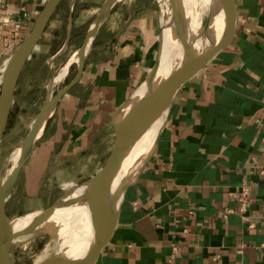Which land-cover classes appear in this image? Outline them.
Segmentation results:
<instances>
[{"label": "crops", "instance_id": "1", "mask_svg": "<svg viewBox=\"0 0 264 264\" xmlns=\"http://www.w3.org/2000/svg\"><path fill=\"white\" fill-rule=\"evenodd\" d=\"M32 1L0 0V16L10 19L0 20V89L26 28L23 5ZM73 1L68 21L83 0ZM235 3L231 41L174 95L144 166L126 177L116 227L94 264H264V0ZM154 6L119 0L101 24L80 81L37 143L47 171L74 163L58 174L78 176L87 161H102L91 177L108 158L112 115L155 60ZM243 184L250 189L244 215Z\"/></svg>", "mask_w": 264, "mask_h": 264}, {"label": "water", "instance_id": "2", "mask_svg": "<svg viewBox=\"0 0 264 264\" xmlns=\"http://www.w3.org/2000/svg\"><path fill=\"white\" fill-rule=\"evenodd\" d=\"M62 1L63 0H46L44 2L42 8L34 18L31 28L18 43L3 69L0 89V145L14 104L20 76ZM118 1L119 0L103 1L99 10L91 20L84 40L77 50L79 61L73 77L56 92H54L53 86L51 94H49V88L54 77L52 73L46 97L21 142L23 149L17 162L12 167L10 174L5 180H3L5 170H0V264H15L14 247L16 239L20 236L43 229L50 219H52L56 210L63 208L66 199L82 186L85 187V194L96 191L97 195L96 209L89 212L91 225L95 228L90 246L86 252L78 256H68L61 252H57L33 264H94L100 251L107 243L116 227L123 194L128 185V183H119V185L115 187L114 184L120 169L124 148L137 139L164 108L168 110L180 86L192 78L199 70L204 68L219 51L227 46L235 32V0H218L223 19L222 33L217 40H214L209 46L200 50V47L197 45L198 39L191 38L182 26L183 10L179 0H168L171 7V18L180 33L186 59L173 68L156 86H152L151 84L150 87L145 90L146 92L139 97L136 94L140 86L143 82L150 81L158 70L161 51L160 45L157 49L153 66L144 81L112 115L111 124L114 132V143L103 165L94 175L67 189L61 197L47 208L35 210L39 213L28 226L15 228L13 226V221L28 213L9 216L6 210V202L16 185L20 172L33 154L38 141L42 137L54 107L62 97L80 81L86 59L92 49L98 30L107 16L110 15ZM73 3L74 1L71 3V10ZM213 21L211 15L206 17L199 38L208 34L212 35ZM71 27L72 16L69 17L64 43L51 57L50 62L56 57H59L66 49L70 40ZM161 128L152 147L144 157L141 168L144 166L150 152L158 142Z\"/></svg>", "mask_w": 264, "mask_h": 264}, {"label": "rangeland", "instance_id": "3", "mask_svg": "<svg viewBox=\"0 0 264 264\" xmlns=\"http://www.w3.org/2000/svg\"><path fill=\"white\" fill-rule=\"evenodd\" d=\"M45 1L46 0H33L27 4V7L25 4L23 5L24 10L22 13H25V15L20 16V20L22 23H25L26 28L19 36V39H17L15 45H18L21 39L27 34L33 24L34 18L42 8ZM83 1L77 4V7L74 6L79 9V16L74 19L72 18L70 40L64 52L50 62L51 57L64 43L68 27L69 8L71 9V3L73 0H63L60 3L42 38L40 39L37 48L34 50L26 63L17 85L11 115L0 145L1 171L8 168L11 154L23 141L24 136L38 113L42 102L46 97L52 73L54 75L61 73L64 65L68 61L70 62L71 57L77 52L78 48L82 44L89 24L104 0H91L86 4ZM33 3H35L34 6L32 5ZM73 5L74 4H72V7ZM87 5L88 7H86ZM154 7L155 8L152 13L153 15L156 14L153 19L156 20L157 28V42L153 47V53L155 55L157 48L162 44L164 34L163 30L167 27L170 21H172V18L171 7L168 0H155ZM208 12L209 11L206 10L204 14H202L198 21V26L192 31L194 38H198L202 25L208 16ZM168 20L170 21L168 22ZM176 32L178 43H176L177 45L175 44L176 46L173 47L174 49L172 48L168 52L169 54H166L161 65V76H165L173 68H175L177 66L176 64L183 57L184 46L181 43L182 39H180L181 36L179 31L176 30ZM204 46L205 45H202L200 49L204 48ZM76 66L77 63L74 61L69 63L67 74L54 85V92H56L62 85L72 78L76 71ZM159 125H157L154 130L150 129L151 131H148V135H145L146 133L141 134L144 136H140L141 140L144 138L141 145L143 148L147 147L148 143L146 142H148L152 134H156ZM37 147L38 148L34 156H31L28 159L27 163L20 172L16 185L6 202V210L9 216L25 214L35 210L47 208L74 184H79L88 179L89 174L95 172L102 162L100 160L87 161L85 173L83 172L78 176L66 173L59 175L58 172L60 169L61 171L68 172L72 169L71 166L74 163H67L66 166L68 167L64 169L60 167L57 168L54 165L47 171L46 166L50 161L40 159L41 153L45 151L44 148H42L43 142H39ZM145 156L146 154L143 155V157ZM56 171L57 175L55 174ZM72 221L73 220H64L63 222L57 221L49 224L48 229L51 230L52 233L46 231L45 229H40L39 231L18 237L15 241L14 247L15 264L38 263L47 256L59 252L65 245L66 250L74 247V243H72V241L79 243L82 248L80 250H83L92 240L94 234L92 231L85 234V231L82 230L81 227L73 232L71 225ZM76 252H78V250Z\"/></svg>", "mask_w": 264, "mask_h": 264}, {"label": "bare ground", "instance_id": "4", "mask_svg": "<svg viewBox=\"0 0 264 264\" xmlns=\"http://www.w3.org/2000/svg\"><path fill=\"white\" fill-rule=\"evenodd\" d=\"M160 1H164V0H160ZM179 2L181 4L182 10H183L182 11L183 12L182 26L184 27V29L187 31L188 35L191 38H194L192 35V31L198 26V21L201 18L202 14H204V12L206 10L209 11L208 15H211L212 19L214 20L213 21L212 35L208 34V35H206L204 37H200V38H199L200 35L198 36V38H197L198 44L197 45L200 48L202 47V45H205L204 48L209 46L214 40H217L220 37V35L222 33V28H223V24H222L223 19H222L221 11L219 9L220 5L218 3V0H179ZM169 21L170 20H168V22ZM176 30L178 31L173 20L170 21V23L167 25V27H165V29L163 30L164 34H163V38H162L161 51H160V56H159L160 57V63H159L158 70L150 81H145L140 86V88L138 89L137 94H136L139 97H141L146 92L145 90L148 87H150L151 84H152V86H156L157 83L160 82V79H163L164 77H166L167 74L165 76H161L162 75L161 65H162V62L164 61L166 54L173 47H175L177 45L176 43H178V37L176 36L177 35ZM178 36H179V34H178ZM204 48H202V49H204ZM202 49H200V50H202ZM185 59H186V57L183 53V57L180 59V61L176 65L182 63ZM71 61H75L76 63H78L79 55L77 54V52L71 57L70 62L68 61L64 65V68L61 70V73L54 75L52 82H51V85H50V88H49L50 89L49 94H51L53 86L67 74L68 66H69V63H71ZM166 112H167V108H164L154 118V120L146 128V130L143 132V134L146 133L145 135H148L147 133L150 129L154 130L157 127V125L161 124L163 119L165 118ZM164 121H165V119H164ZM164 121L161 125H159L160 127L158 128L156 134L155 135L152 134V136L150 137L148 142H146V143H148L147 147L143 148V146H141L142 140L144 138L141 140L140 136H143V135H140L137 139H135L134 141L129 143L124 148L123 155H122V161L120 164V169H119L118 174L116 176V179L114 181L115 187H117L119 185V183L120 184L121 183H128L129 179L126 177L135 174V172L139 168L140 164L142 166L143 158H144L143 155L147 154L149 149L152 147L160 128L164 124ZM22 149H23V146L20 144L11 154V156L9 158V166L4 171L3 180H5L8 177V175L10 174L12 167L15 165V163L17 162V160L20 156V153L22 152ZM84 190H85V187L82 186V187L78 188L77 191H75L71 196H69V198L66 199V202L64 203L63 208H59L56 210V212L52 216V219H50V221L45 225V227L43 229L52 233V231L48 229L49 224H51L53 222H57V221L63 222L64 220H73V221H78V222H73V221L71 222L73 232L76 231L79 227H81L82 230L85 231L84 232L85 234L88 233L89 231H92V233L94 234L95 228L91 225L89 212H92L96 209L97 195H96V191H91V192L85 194ZM38 213H39L38 211H32L31 213L25 214V215L15 219L13 221V226L15 228H21V227L28 226L33 221V219L36 217V215ZM72 243H74L73 244L74 247L67 249L68 250L67 251L66 245L64 244L65 246L59 252L65 254V255H68V256L81 255L84 252H86V250L88 249V247L91 244V241L86 245V247L83 250H80L82 248L80 247L79 243H76V241H72ZM77 250H78V252H76Z\"/></svg>", "mask_w": 264, "mask_h": 264}, {"label": "built area", "instance_id": "5", "mask_svg": "<svg viewBox=\"0 0 264 264\" xmlns=\"http://www.w3.org/2000/svg\"><path fill=\"white\" fill-rule=\"evenodd\" d=\"M0 11H1V8H0ZM0 20H2L3 23L10 22L9 17L0 16ZM237 201H238V211L240 214L244 215L247 211L249 201H250V189L247 184L241 185L240 192L237 197Z\"/></svg>", "mask_w": 264, "mask_h": 264}, {"label": "flooded vegetation", "instance_id": "6", "mask_svg": "<svg viewBox=\"0 0 264 264\" xmlns=\"http://www.w3.org/2000/svg\"><path fill=\"white\" fill-rule=\"evenodd\" d=\"M72 77H73V76H72ZM70 79H71V78H70ZM70 79H69V80H70ZM10 115H11V112H10ZM9 118H10V116H9ZM8 121H9V120H8ZM7 125H8V124H7Z\"/></svg>", "mask_w": 264, "mask_h": 264}]
</instances>
